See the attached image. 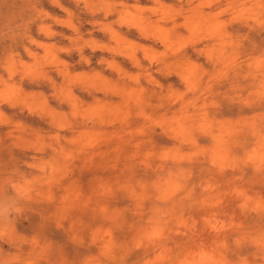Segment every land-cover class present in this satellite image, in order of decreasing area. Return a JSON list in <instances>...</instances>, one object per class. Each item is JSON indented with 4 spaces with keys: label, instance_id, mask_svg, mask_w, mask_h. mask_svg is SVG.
Returning a JSON list of instances; mask_svg holds the SVG:
<instances>
[{
    "label": "rangeland",
    "instance_id": "obj_1",
    "mask_svg": "<svg viewBox=\"0 0 264 264\" xmlns=\"http://www.w3.org/2000/svg\"><path fill=\"white\" fill-rule=\"evenodd\" d=\"M0 264H264V0H0Z\"/></svg>",
    "mask_w": 264,
    "mask_h": 264
},
{
    "label": "bare ground",
    "instance_id": "obj_2",
    "mask_svg": "<svg viewBox=\"0 0 264 264\" xmlns=\"http://www.w3.org/2000/svg\"><path fill=\"white\" fill-rule=\"evenodd\" d=\"M209 233V232H208ZM205 234V233H204Z\"/></svg>",
    "mask_w": 264,
    "mask_h": 264
}]
</instances>
